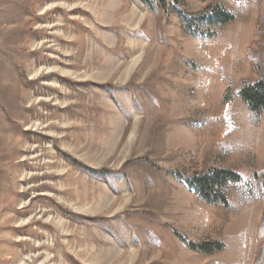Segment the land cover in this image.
<instances>
[{"label": "rangeland", "instance_id": "rangeland-1", "mask_svg": "<svg viewBox=\"0 0 264 264\" xmlns=\"http://www.w3.org/2000/svg\"><path fill=\"white\" fill-rule=\"evenodd\" d=\"M152 2L0 0V264H264V113L238 98L264 0ZM215 6L234 23L187 31ZM210 168L243 178L228 207L186 183Z\"/></svg>", "mask_w": 264, "mask_h": 264}, {"label": "trees", "instance_id": "trees-1", "mask_svg": "<svg viewBox=\"0 0 264 264\" xmlns=\"http://www.w3.org/2000/svg\"><path fill=\"white\" fill-rule=\"evenodd\" d=\"M143 3L153 4L152 0H141ZM187 31L194 35L216 36L217 29L231 25L235 16L219 6L206 10L201 14L186 18ZM209 30L207 34L203 29ZM214 31V32H213ZM254 70L258 75L256 81L243 80L242 88L238 92V98L256 115L264 113V60L263 58L251 57ZM229 101V99L227 100ZM253 180L259 185L264 198V171L253 173ZM187 185L195 191L201 200L212 206H229V191L232 186L243 183V178L235 171L210 168L201 173L193 175L187 180ZM260 231L264 233V212L260 224ZM176 237L183 242L191 251L205 255L221 253L226 245L221 242L196 243L188 240L184 235L174 231ZM262 260V253L257 254V264Z\"/></svg>", "mask_w": 264, "mask_h": 264}]
</instances>
